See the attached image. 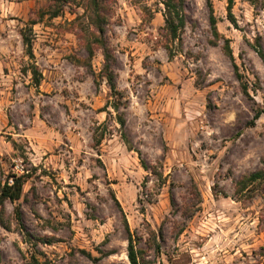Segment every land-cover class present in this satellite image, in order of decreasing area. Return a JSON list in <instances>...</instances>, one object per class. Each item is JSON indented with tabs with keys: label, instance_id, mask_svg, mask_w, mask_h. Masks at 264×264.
<instances>
[{
	"label": "rangeland",
	"instance_id": "obj_1",
	"mask_svg": "<svg viewBox=\"0 0 264 264\" xmlns=\"http://www.w3.org/2000/svg\"><path fill=\"white\" fill-rule=\"evenodd\" d=\"M101 4L117 94L90 0H0V192L25 178L0 264H130V239L144 264H264V182L243 181L264 167V0L233 22L184 0L176 37L163 0Z\"/></svg>",
	"mask_w": 264,
	"mask_h": 264
},
{
	"label": "trees",
	"instance_id": "obj_2",
	"mask_svg": "<svg viewBox=\"0 0 264 264\" xmlns=\"http://www.w3.org/2000/svg\"><path fill=\"white\" fill-rule=\"evenodd\" d=\"M164 4L166 6L167 12H166V22L168 25V29L171 32V35L176 37L178 33V29L183 27L185 25V18L183 15V3L184 0H163ZM102 0H90V8L92 10V20L96 27L98 28V31L100 33L99 39L101 41V48L103 50L104 55V73L107 78V82L109 84V87L111 88L112 93L117 94L118 92V86L116 81V72L114 70V64L116 62V55L114 51L109 47V45L104 41V34H105V27L104 23L106 21V18L102 15ZM233 5L234 0H228V14L230 20L233 22L235 21L234 14H233ZM212 21L215 24V18H212ZM216 35H218V32L216 30ZM101 37V38H100ZM24 43L28 49V55L30 57L34 56L33 53V47H32V40L30 37L24 35ZM226 50L227 55L233 58L232 50L229 46V42L227 41L226 46L224 47ZM258 54L264 61V49L262 47L258 48L257 50ZM93 50H90V55H92ZM32 74L33 78L35 80V83L38 85L40 84V79L42 74L40 73L38 67L34 64L32 68ZM261 115V112H258L255 115V119L259 118ZM120 123L122 126H125V120L120 118ZM13 181L10 182L9 180L4 184L2 187V190L0 192V205L2 208L5 207V202L7 200L15 201L17 199H20L23 193V188L25 184V178L24 175H13ZM248 180L249 182H256L261 181L264 182V167L252 172L247 176V178L243 181L245 182ZM17 219L22 224V214L21 211H18ZM128 259L130 261V264H144L143 261L138 256L137 250L135 249V245L133 240L130 239L129 242V248H128Z\"/></svg>",
	"mask_w": 264,
	"mask_h": 264
}]
</instances>
